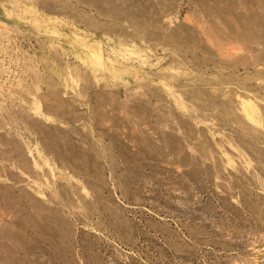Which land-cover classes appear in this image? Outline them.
<instances>
[{"label": "rangeland", "instance_id": "374dc122", "mask_svg": "<svg viewBox=\"0 0 264 264\" xmlns=\"http://www.w3.org/2000/svg\"><path fill=\"white\" fill-rule=\"evenodd\" d=\"M0 264H264V0H0Z\"/></svg>", "mask_w": 264, "mask_h": 264}, {"label": "bare ground", "instance_id": "6f19581e", "mask_svg": "<svg viewBox=\"0 0 264 264\" xmlns=\"http://www.w3.org/2000/svg\"><path fill=\"white\" fill-rule=\"evenodd\" d=\"M96 58V57H95Z\"/></svg>", "mask_w": 264, "mask_h": 264}]
</instances>
